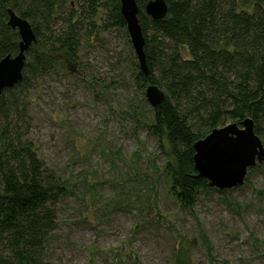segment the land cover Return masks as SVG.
Listing matches in <instances>:
<instances>
[{
	"label": "trees",
	"instance_id": "obj_1",
	"mask_svg": "<svg viewBox=\"0 0 264 264\" xmlns=\"http://www.w3.org/2000/svg\"><path fill=\"white\" fill-rule=\"evenodd\" d=\"M75 1L76 11L70 0H0V58L18 52L19 35L7 24L8 9L29 23L35 37L24 52L21 80L0 92V264H53L44 255L46 241L57 227L56 205L74 194L73 187L45 166L32 142L24 138L21 121L29 90L67 60L80 63L78 15L88 19L101 6L102 29H115L125 34L126 41L129 38L119 0ZM148 1L135 0L147 73L139 69L137 58L126 70L136 90L144 94L147 85H156L164 99L143 112L137 110L143 98L132 105L128 102L133 109L129 113L143 115L146 130L160 148L166 141V161L161 167L151 163L165 175L167 190L180 209L192 210L200 195L210 191L221 193L223 202L231 206L228 190L208 186L197 176L193 143L215 127L249 117L264 144V0H163L166 13L159 19L145 13ZM61 19L68 24L56 26ZM67 74L64 70L61 75ZM90 79L95 87L96 78ZM112 156L122 158L120 148ZM132 156L136 161L138 151ZM128 168L129 180L142 178L141 182L151 184L148 190L154 198L156 182L133 166ZM253 169L248 168L244 183H249L247 174ZM80 183L83 196L93 194L85 176ZM202 233L210 252L212 246ZM177 253V264H185L184 249ZM261 256L264 260V250Z\"/></svg>",
	"mask_w": 264,
	"mask_h": 264
},
{
	"label": "rangeland",
	"instance_id": "obj_2",
	"mask_svg": "<svg viewBox=\"0 0 264 264\" xmlns=\"http://www.w3.org/2000/svg\"><path fill=\"white\" fill-rule=\"evenodd\" d=\"M100 7L94 16L78 15L75 21L80 23V63L67 60L52 70L24 101V138L74 191L56 205L57 227L46 241L44 259L53 264H177L182 248L185 264H264V192H256L264 191V165L253 166L249 183L226 189L231 206L221 193L210 191L200 195L192 210L180 209L165 175L151 163L161 167L166 161V141L160 148L143 115L129 113L128 102L142 98L137 110L151 107L126 70L136 58L133 48L123 32L102 29ZM67 13L69 9L62 18ZM65 19L56 26L68 24ZM117 148L122 158L112 156ZM131 166L156 182L154 198L151 184L129 180ZM84 176L92 195L81 192Z\"/></svg>",
	"mask_w": 264,
	"mask_h": 264
},
{
	"label": "water",
	"instance_id": "obj_3",
	"mask_svg": "<svg viewBox=\"0 0 264 264\" xmlns=\"http://www.w3.org/2000/svg\"><path fill=\"white\" fill-rule=\"evenodd\" d=\"M119 8L138 67L146 75L144 38L137 19L135 0H119ZM144 11L151 18L159 19L166 13V4L163 0H149L144 5ZM7 12V24L17 30L19 41L16 55L6 54L0 58V92L21 80L24 52L35 42L29 23L10 9ZM144 96L152 107L164 99L163 92L151 84L145 88ZM253 127L252 119L246 117L239 122L215 127L196 140L193 143L192 162L197 176L206 179L208 186L222 190L241 185L248 168L256 164L264 165V146Z\"/></svg>",
	"mask_w": 264,
	"mask_h": 264
}]
</instances>
